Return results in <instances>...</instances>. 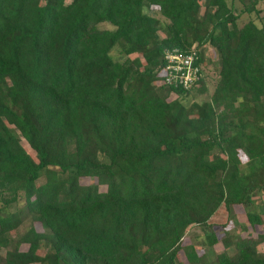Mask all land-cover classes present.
I'll return each instance as SVG.
<instances>
[{
    "label": "trees",
    "instance_id": "trees-1",
    "mask_svg": "<svg viewBox=\"0 0 264 264\" xmlns=\"http://www.w3.org/2000/svg\"><path fill=\"white\" fill-rule=\"evenodd\" d=\"M239 1L0 0V264H264V25ZM193 48L200 87L168 85Z\"/></svg>",
    "mask_w": 264,
    "mask_h": 264
},
{
    "label": "rangeland",
    "instance_id": "rangeland-1",
    "mask_svg": "<svg viewBox=\"0 0 264 264\" xmlns=\"http://www.w3.org/2000/svg\"><path fill=\"white\" fill-rule=\"evenodd\" d=\"M249 1V0H246ZM236 6L238 11L242 10L244 8L243 4L239 1V0H235ZM256 8H260L261 11L260 13H257V11H253L251 13H244L242 14V16H240L238 23L239 25H242L244 22L250 20V19H255L257 21V23L259 25H264V0H259V3L256 5ZM109 26V25H107ZM205 48V64H203L206 68L205 72H206V86H207V90L205 92L199 93L197 92L196 89H194L193 91V96H191V100H189V102H191L192 100H196L198 102H203L205 100L210 99V97L213 94L215 85H216V70H215V66L218 63V53L215 50L214 47H212L210 44H206L204 46ZM203 69V67H202ZM200 86H195V88H198ZM178 95L174 94L172 97L176 98ZM243 159H246V156L243 154ZM83 183L86 184H93L96 182L95 179L93 178H83L82 179ZM258 200V204L260 205L261 208V212H262V219L264 221V193H261L259 195V197L257 198ZM229 218V214L227 209L223 206L221 207L218 212L212 217L211 222L214 223L215 225H217V229L219 230V234H223V230H221L220 228H222V224L226 223L227 220ZM238 218L240 221L242 222H246V214H245V210L244 208H239L238 209ZM30 224V222H27L26 224H24L23 226H21V228L18 231H14L11 232V236L14 238L19 237L25 230L26 227H28V225ZM247 225L249 227L250 232L253 234V236H256L258 233L264 231V224L263 225H259L256 227H251L248 222ZM220 226V227H219ZM39 227V226H38ZM234 232H241V228L239 225L235 226V228L233 229ZM242 235H247L246 232L241 233ZM188 239L196 244L197 247L200 248V245H198V241L199 238L202 237V229L200 228V226L194 225L189 229V232L187 234ZM205 250L209 251V252H222L223 250H225L224 244L223 242H219L218 244H216L214 247H212L211 249H209L208 247H204ZM259 249L261 251H264V243L259 245ZM45 251V247H42L41 252ZM4 252L5 250L2 249L1 251V257H4ZM212 254V253H209ZM3 259V258H2ZM4 260V259H3Z\"/></svg>",
    "mask_w": 264,
    "mask_h": 264
},
{
    "label": "built area",
    "instance_id": "built-area-1",
    "mask_svg": "<svg viewBox=\"0 0 264 264\" xmlns=\"http://www.w3.org/2000/svg\"><path fill=\"white\" fill-rule=\"evenodd\" d=\"M165 82L168 85L191 88L202 77V67L196 63L198 51L193 48L188 53H182L178 49H168L165 52Z\"/></svg>",
    "mask_w": 264,
    "mask_h": 264
}]
</instances>
